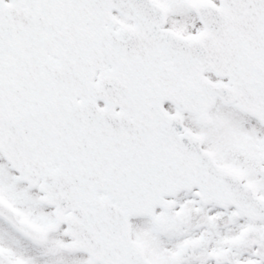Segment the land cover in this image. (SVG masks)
<instances>
[{"label":"snow or ice","instance_id":"snow-or-ice-1","mask_svg":"<svg viewBox=\"0 0 264 264\" xmlns=\"http://www.w3.org/2000/svg\"><path fill=\"white\" fill-rule=\"evenodd\" d=\"M0 264H264V0H0Z\"/></svg>","mask_w":264,"mask_h":264}]
</instances>
